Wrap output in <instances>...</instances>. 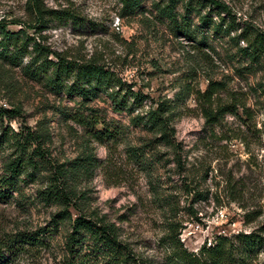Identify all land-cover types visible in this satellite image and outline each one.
Returning a JSON list of instances; mask_svg holds the SVG:
<instances>
[{"label": "rangeland", "instance_id": "374dc122", "mask_svg": "<svg viewBox=\"0 0 264 264\" xmlns=\"http://www.w3.org/2000/svg\"><path fill=\"white\" fill-rule=\"evenodd\" d=\"M26 1L0 0V21L6 31L24 32L31 43L69 61L102 65L116 79L115 88L126 94L131 111L115 112L103 92L82 101L51 90L43 77L25 75L22 69L30 56L18 66L0 59V111L12 107L20 111L13 117L0 116V141L4 133L46 130L51 157L60 163L73 160L83 152L88 136L70 116L98 111L101 120L121 134L117 141L90 139L87 150L98 160L97 166L79 186L87 188L93 208L113 217L129 214L123 227L136 250L149 256L158 257L164 234V213L153 200L150 175L159 180L158 191L173 196L174 216L181 226L179 239L189 252L196 253L217 236L231 237L264 224V95L260 88L264 59L260 66L251 67L240 51L255 35L264 38V0H215L228 12L204 0H192L190 10L179 4L177 12L187 20L184 33H177L158 15L156 5L161 0H142L132 13L124 12L118 0H43L56 12L44 24L36 22ZM220 17L225 25H234L229 35L224 29L216 33ZM240 34L247 39L236 41ZM210 81L222 83L224 89L218 94L222 101L234 98L239 106L235 115L226 114L214 126L204 124L196 102L198 92H204ZM129 91L143 95V102L134 105ZM161 100L174 107V141L182 149L179 156L184 164L180 173L172 163L174 154L163 146L148 152L145 165L135 163L127 150L147 143L149 136L132 121L156 109ZM11 150L5 143L0 149V182ZM227 177L243 181L242 198L231 199L224 189ZM40 187L39 182L25 183L21 177L15 191L0 198V242L26 228L35 231L47 226L55 208L39 203L35 191ZM67 229L66 222L57 234L48 236V248L20 253L9 264H57Z\"/></svg>", "mask_w": 264, "mask_h": 264}, {"label": "trees", "instance_id": "16d2710c", "mask_svg": "<svg viewBox=\"0 0 264 264\" xmlns=\"http://www.w3.org/2000/svg\"><path fill=\"white\" fill-rule=\"evenodd\" d=\"M124 12H134L142 0H118ZM192 0H161L156 5V11L161 18L166 19L177 33H184L186 19L178 14L177 5H185L187 10L192 8ZM209 6H216L220 12H228L227 6L219 1L204 0ZM27 10L33 14L36 22L46 23L47 19L55 17V11L47 8L43 0H27ZM229 14V13H228ZM202 22L206 17H200ZM220 17L214 26L216 33L223 31L226 35L233 32L234 25H225ZM0 21V59L10 66L20 65V60L30 56V60L23 67L25 75L35 78L43 77L51 90L65 92L70 96H78L82 101L95 98L100 92L105 93L111 107L116 112L131 111L126 101V94H122L115 87L118 86L112 74L97 62L77 60L69 61L56 51L44 48L36 42L30 41L24 32H8ZM226 26V27H224ZM245 34V32H244ZM248 37V36H247ZM239 39H247L243 34ZM249 64L260 66L264 59L263 35H255L248 47L240 50ZM54 57V60L49 59ZM68 80L72 84L67 85ZM204 92L196 96L197 106L200 107L202 118L206 126L219 124L226 114L235 115L238 103L234 98L222 101L219 92L224 89L221 82H209ZM261 92L264 95V85ZM134 105L141 104L144 96L128 93ZM156 109L148 110L144 115H137L132 123L140 125L149 136L147 143L142 147H129L127 150L135 159V163L145 165L146 155L153 154L158 147L163 146L174 154L173 165L180 173L184 164L179 156L180 145L175 139V128L172 126L174 107L167 100L156 104ZM20 111L17 107L11 110H1L0 116L13 117ZM71 120L86 130L90 139L98 142L117 141L121 131L109 127L101 120L98 111L91 110L88 115L75 113ZM0 149L5 143L11 148V154L2 165L5 177L1 180L0 198H7L14 189L15 183L21 177L25 183L39 182L42 187L35 191L36 197L44 207L55 208L51 219L45 227H38L35 231L24 229L10 235L9 239L0 242V264H9L20 253L30 250L48 248V236L57 234L59 228L67 222L66 235L58 252L57 264H264V224L250 232H241L231 237L217 236L209 245L203 243L194 252H189L180 242V224L175 218L173 196L158 191L159 180L149 176V186L153 200L159 204L164 213V234L159 241L161 250L157 256L136 250L135 242L123 227L129 220V214L110 216L99 208H93L86 187L79 185L87 181L97 166V159L87 150H84L75 159L62 163L54 160L46 146L50 136L46 130H34L19 133L3 134ZM147 149V150H146ZM154 157V155H152ZM155 158V157H154ZM243 181L227 177L224 180V189L230 193L232 200L242 198ZM187 188V186L185 185ZM190 193V191H189ZM201 197V195H199ZM168 211V214L165 212ZM168 217L166 218L165 216ZM160 260L158 263L156 260Z\"/></svg>", "mask_w": 264, "mask_h": 264}]
</instances>
